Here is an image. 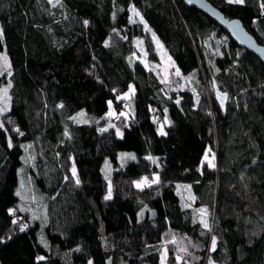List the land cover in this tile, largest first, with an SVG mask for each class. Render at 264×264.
I'll return each instance as SVG.
<instances>
[{"label": "trees", "instance_id": "16d2710c", "mask_svg": "<svg viewBox=\"0 0 264 264\" xmlns=\"http://www.w3.org/2000/svg\"><path fill=\"white\" fill-rule=\"evenodd\" d=\"M208 1L264 46L261 0ZM0 28V50L12 66V106L0 128V264H158L165 249L164 264H177L181 247L188 253H179V264H209V257L214 264H264V63L226 29L183 0H0ZM169 56L174 64L162 83ZM5 81L0 77V86ZM129 84L134 93L117 98ZM217 90L227 93L223 108ZM125 100L133 109L121 115ZM81 110L88 123L68 119ZM111 121L114 127L98 131ZM209 148L215 168L201 164ZM124 151L136 159L121 162ZM22 166L36 197L24 206L16 196ZM153 173L156 184L132 183ZM201 206L210 230L199 222ZM20 223L28 227L21 231ZM41 226L47 247L38 239Z\"/></svg>", "mask_w": 264, "mask_h": 264}, {"label": "snow or ice", "instance_id": "6c2138e0", "mask_svg": "<svg viewBox=\"0 0 264 264\" xmlns=\"http://www.w3.org/2000/svg\"><path fill=\"white\" fill-rule=\"evenodd\" d=\"M188 2H191V0H188ZM227 2L229 4H232V3H235V4H244L245 3V0H227ZM49 3H56V4H60L61 3V0H49ZM260 10H261V14L264 15V0H261L260 2ZM129 11L132 12L135 16L139 17L140 18V21L144 24V27L146 29H148L149 31H151V29L149 28L148 24H147V21L144 20V17L140 14V12L135 8L134 5H129ZM115 15V14H114ZM129 22H133V17L132 16H129ZM83 23L85 25H87L89 23L88 20H84ZM229 23L233 24V25H238V22L237 21H229ZM235 30V29H234ZM113 32L117 31L116 29H113L112 30ZM153 35V39L154 41L156 42V45L158 48L162 49L163 48V45L161 44V42L159 41V39L156 37V34L155 32L152 33ZM4 40V31L2 28H0V42H2ZM104 44L105 45H108L109 44V41L108 40H105L104 41ZM237 55H239V53H237ZM168 61L170 64H174V62L172 61V58L169 56L168 57ZM147 63L145 64V67H147ZM218 70V69H217ZM7 72V75L8 76H11L12 75V66H11V62L7 56V53L6 52H0V74L4 73V72ZM165 76L164 78L162 79V83H166V82H169L168 80V70H167V67L165 68ZM175 75L177 77H182L184 79H187L186 77H183L182 76V73H181V70L179 67H176L175 68ZM213 88L216 87V84H215V81H213V84H212ZM12 87V82L11 80L8 81V83L3 86V87H0V114H4L6 113L8 110H9V106H10V102H11V96L9 95V89ZM113 91H115V89H113ZM135 89H134V86L129 84L128 86V92H125L123 95L125 98H129L133 93H134ZM193 91H195V89H193ZM216 95H217V99L220 101V105H221V108L224 107V104H225V100L227 99V93H222L220 92L219 90H217L216 92ZM119 98V97H117ZM196 99L198 100L199 99V96H196ZM177 103H179V100L177 101ZM111 104H112V101H108V105H109V111L107 113H105L106 116H113V115H116L112 109H111ZM57 107H63V104H59L57 105ZM126 107H128V105H126ZM165 111H167L165 109ZM84 115V111L81 110L79 113H77L75 116H70L68 117L69 120H73L77 123H88L87 120H84V119H78V117H83ZM121 115H126V113H121ZM165 119L167 120V117H165ZM11 123V121H9ZM170 123V121H169ZM0 128H5V125H4V122L2 120H0ZM6 130V129H5ZM107 128H100L98 129V131H106ZM7 131V130H6ZM13 131H16V132H19V128L16 127L13 129ZM158 131H160L162 134H163V130L162 128L161 129H158ZM21 135H23V133H20ZM116 134L117 136H122V132L120 131L119 128L116 129ZM64 135L65 136H70V133L68 131L67 128H65V132H64ZM7 146L9 148H12L13 147V144H12V139L11 137L8 138V141H7ZM21 147H25L24 145H21ZM31 145H28L27 148H30ZM27 148H26V151H27ZM211 152V149H206L205 151V155L203 157V159L201 160V164H203L205 161H207V166L209 168H215L216 167V164L214 162V154L212 156V158L210 159L209 158V155L208 153ZM57 155H59V153H57ZM120 157H128L130 159H136L135 155L133 153H120ZM147 159L151 160L153 163L156 162L157 158L156 157H153L151 155H149L148 157H146ZM21 159H25L24 157H21ZM32 159H34V157L32 156H29L27 159H26V163L31 161ZM69 159H72L71 157H69ZM105 164L107 165L108 164V161L106 160L105 161ZM103 171V169H102ZM71 174H72V178L75 180V183L77 185H79L81 183L80 179H79V176L77 174V169H76V166H75V163L73 162V165H72V168H71ZM65 180H68L69 177L66 175L64 177ZM105 179H109L108 176L106 175L105 176ZM159 181V176L155 173H153V177L152 179H149L148 177H141L140 179L138 180H134L132 181V183L135 185V187L137 188H144V187H149L153 184H156L157 182ZM178 188L180 187L179 185L177 186ZM184 187L188 188L190 190L191 186L190 185H185ZM16 195L20 197L21 200H25V199H28L29 197H27L26 195L22 194L21 192V189L18 188L16 190ZM112 197V185H111V181L109 180V184H108V191L104 197V199L108 200V199H111ZM31 199L34 201L36 200V197L35 196H32ZM190 199L194 200L195 199V196H190ZM185 207H190L191 205H184ZM21 210L22 211H32L33 212V216L34 218H38L35 216V210L34 209H24L23 207H21ZM8 213L10 215L13 216V219H12V223L13 224H16L17 223V220L15 219V209L14 208H9L8 210ZM143 211V210H141ZM196 212H198L200 214V224L201 226L204 228V229H209L210 230V224H209V221H208V216H209V211H208V208L206 206H201L200 208L196 209ZM139 213H138V217H139ZM153 215H155V213H153ZM45 222H47L45 220ZM195 222V220H194ZM20 227V230L23 231L25 228L28 227L27 224L25 223H20L19 225ZM4 238L3 237H0V240H3ZM173 241L175 242V238H173ZM216 242H217V238L216 236H212V240H211V250H215L216 248ZM41 243L44 244L45 247H47V243L46 241L43 240V238L41 239ZM167 243V242H165ZM165 252H166V249H165ZM165 252H162L161 253V264H164V260H165ZM179 253H188V248L187 247H181L178 249V254L176 256V260H177V264H179V262L181 260L184 259V257L182 255H180ZM46 258L44 256H41V255H37L36 256V260L37 261H42V260H45ZM88 264H93V261L91 259L88 260ZM209 264H214V261L211 259V257H209Z\"/></svg>", "mask_w": 264, "mask_h": 264}, {"label": "water", "instance_id": "95a60500", "mask_svg": "<svg viewBox=\"0 0 264 264\" xmlns=\"http://www.w3.org/2000/svg\"><path fill=\"white\" fill-rule=\"evenodd\" d=\"M188 7H195L199 12L205 14L215 21L220 27L226 29L234 43L246 50H249L255 57L264 63V46L257 43L254 36L246 30L238 18L228 19L223 13L208 0H183ZM229 21H237L238 25H233ZM235 29V30H234ZM217 96V95H216Z\"/></svg>", "mask_w": 264, "mask_h": 264}, {"label": "rangeland", "instance_id": "374dc122", "mask_svg": "<svg viewBox=\"0 0 264 264\" xmlns=\"http://www.w3.org/2000/svg\"><path fill=\"white\" fill-rule=\"evenodd\" d=\"M154 40V39H153ZM160 41V40H159ZM155 46H156V49H157V51H160V52H162L161 50H163V48L162 49H160V48H158L157 47V45H156V42H155ZM6 50H5V48H3V49H1L0 50V52H5ZM140 61H142L143 62V59H141ZM145 63V62H144ZM166 63V65H165V67H172V64H170L168 61H166L165 62ZM2 76H4L5 77V79H6V81L5 82H3L2 83V85L0 86V87H3V86H5L7 83H8V81L10 80L9 79V76L7 75V72L5 71L4 73H2V74H0V77H2ZM128 92V91H127ZM9 95L11 96V98H12V95H11V90L9 89ZM119 98H123V99H128V98H125L124 97V95L123 94H121V96L119 97ZM12 100V99H11ZM111 101V100H110ZM126 105H128V107H126ZM11 106H12V101L10 102V106H9V110H10V108H11ZM113 106V102H112V104H111V107ZM124 106H125V110L123 111V113H126V114H128V113H131L132 112V109H133V106H131V101H129V100H125L124 101ZM84 111V110H83ZM80 112V111H79ZM78 112V113H79ZM4 114H0V120H2V116H3ZM76 115V114H75ZM74 115V116H75ZM78 119H84V120H87L86 118H85V111H84V115H83V117H78ZM114 122L113 121H111V122H108V123H105V124H103L102 125V127L103 128H107V129H109V128H112V127H114V124H113ZM166 123H169V120L167 119L166 120ZM162 128V130H163V134L165 133V130H164V128L161 126L159 129H161ZM121 131V130H120ZM122 132V131H121ZM159 133L160 134H162L160 131H159ZM120 153H133V152H131V151H124V152H120ZM120 153L118 154V158H119V160L122 162V160H124L125 158H128V157H120ZM134 155H135V153H133ZM208 155H209V158L211 159L212 158V153L211 152H209L208 153ZM130 159V158H129ZM106 161V160H105ZM108 161V160H107ZM103 172L105 173V176L107 175L108 176V178H109V174H110V162L108 161V164L106 165V164H104V169H103ZM17 176H18V188H20L21 189V192H22V194H24V195H26L27 197H29L28 199H25V200H21L20 199V197L19 196H17V197H19V201H18V204L20 205V206H24L25 204H29V201L31 202V190H32V186H31V183H30V180H29V178H28V175H26V173H25V168L22 166V167H19L18 168V171H17ZM107 181L109 182V179H107ZM17 188V189H18ZM191 189V188H190ZM191 192L193 193V191H192V189H191ZM183 196L184 197H187V198H189V193L188 192H183ZM189 200V199H188ZM241 206V200H239V202H238V207H240ZM43 238V240L44 241H46V243L48 242L47 241V239L44 237V235H43V228H42V226H41V229L39 230V232H38V239L40 240V242H41V239ZM43 244V243H42ZM162 252H164V251H162ZM158 264H161V258H160V260H159V263Z\"/></svg>", "mask_w": 264, "mask_h": 264}]
</instances>
